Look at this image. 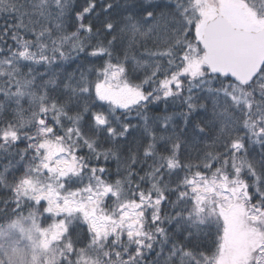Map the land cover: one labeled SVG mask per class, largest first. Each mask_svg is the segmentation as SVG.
Here are the masks:
<instances>
[{"label":"snow or ice","instance_id":"snow-or-ice-1","mask_svg":"<svg viewBox=\"0 0 264 264\" xmlns=\"http://www.w3.org/2000/svg\"><path fill=\"white\" fill-rule=\"evenodd\" d=\"M0 264H264V0H0Z\"/></svg>","mask_w":264,"mask_h":264}]
</instances>
